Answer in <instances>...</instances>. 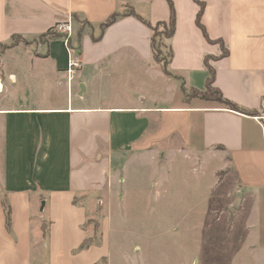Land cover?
Segmentation results:
<instances>
[{
    "label": "crops",
    "instance_id": "1",
    "mask_svg": "<svg viewBox=\"0 0 264 264\" xmlns=\"http://www.w3.org/2000/svg\"><path fill=\"white\" fill-rule=\"evenodd\" d=\"M170 1L175 27L167 44L176 84L154 61L146 24L169 21L166 0H0V45L13 37L28 42L0 53V264H264V0H197L200 27L195 0ZM126 11L135 16L92 40L100 23ZM69 18L89 26L73 38L81 67L70 85L53 33ZM210 70L222 96L253 115L187 98L182 88L205 90ZM154 83L163 90L157 97ZM174 145L200 163L221 162L215 191L225 194L228 208L237 200L240 214L230 221L232 234L207 241L206 253H191L190 263H166L163 253L154 258L138 240L114 253L109 211L117 163ZM225 164L230 175L220 177ZM233 191L238 195L230 198ZM103 196L101 243L78 251L87 203ZM144 223L143 216L129 220L128 233L147 240Z\"/></svg>",
    "mask_w": 264,
    "mask_h": 264
},
{
    "label": "rangeland",
    "instance_id": "2",
    "mask_svg": "<svg viewBox=\"0 0 264 264\" xmlns=\"http://www.w3.org/2000/svg\"><path fill=\"white\" fill-rule=\"evenodd\" d=\"M141 12L143 14L142 10ZM73 28L75 35L79 30H89V26L78 19L73 21ZM168 30V25L158 26L156 33L163 35L161 50L167 81L169 77L173 78L172 81H178L167 65L168 39L165 37ZM95 32L98 33V30ZM14 42L28 44L19 38L14 39ZM159 67L162 70V66ZM151 87H154L151 95L155 97L163 91L158 83L152 84ZM182 90L186 96L192 94L190 90ZM167 95L168 91L165 93V96ZM122 162L124 161L116 165L119 185H114L117 193L114 195L115 203H112L111 213L109 211L114 253L120 252L121 248L128 252L130 245L138 240V244L146 245L147 253H156L152 255L154 258H158L157 253H163L166 263L179 262L182 259L190 263V258H193L190 257L191 253H198L199 256L206 253L207 241L221 234L225 237L227 233L232 234V230L227 231L230 221L237 219L240 214L237 200L234 206L228 208V204L223 200L225 194L215 191L214 182L218 176L217 173L215 175V170L221 165L219 159L200 163L187 157L185 153L177 152V146L174 145L171 151L163 154L151 153L148 158L134 157L127 163ZM219 175H230L226 164ZM150 189L152 190L149 191ZM120 193L123 194V200H120ZM237 195L238 192L233 191L229 197ZM96 200L93 197L87 203L88 216L95 217V220H92L94 224L88 228L89 231H92V226L94 228L99 224L108 212L107 197L103 196L102 201L99 200L98 203ZM141 216L145 219L144 235L148 237L145 241H141L135 234L130 235L127 229L129 220L136 222Z\"/></svg>",
    "mask_w": 264,
    "mask_h": 264
},
{
    "label": "trees",
    "instance_id": "3",
    "mask_svg": "<svg viewBox=\"0 0 264 264\" xmlns=\"http://www.w3.org/2000/svg\"><path fill=\"white\" fill-rule=\"evenodd\" d=\"M166 1L168 2L169 8H170L169 21L167 23L159 22L154 26H150L148 23L145 22L150 27V29L152 31L151 41H150L152 57L156 63H158L159 65L162 66L161 68H162V71L165 75H166L167 71L165 69V64H163L164 58H163V53L161 50V47H162L161 37H163V35L157 34L156 32H157L158 26L165 27L166 25H168V27H169V30L167 32V36L165 37L166 39H170L173 35V32H174L175 16H174L173 7H172L170 0H166ZM195 1L197 2L198 6H199V10L197 13V18H196V23L200 27L201 25H200L199 20H200V16L202 14V11H203V4L198 2L197 0H195ZM125 16H135V15L132 11H126V12H122V13H113L103 23H100L97 26L98 35L96 37H92V40L93 41L99 40L102 33L104 32V30L107 27H109L110 25L115 23L117 20H119L120 18H123ZM81 32H82V30H79L76 33V35L80 36ZM14 39H18V38L13 37V41L10 45H0V53L3 52L4 50L10 48L11 46H14L15 44H17L16 42H14ZM226 53L227 52L225 51L223 53V55H226ZM171 57H172V51H171V48L168 46L167 47V65H169ZM213 80H214V71L210 70L209 71V77L206 80L205 90L200 91V90H196V89H190L192 94L190 96H187V98H199V99L205 100V101L218 102L231 111L239 112V113L246 114V115H253L254 114L253 112H248V111L242 109L241 107L237 106L236 104L230 102L229 100L225 99L222 96L221 92L216 87L213 86ZM78 203H79V199L75 198L73 200V204H78ZM1 204L3 207V211H4V216H5V228L7 231H10V209H9L4 198L1 199ZM98 210L99 209H97V211ZM94 218L95 217L92 218V217L87 216L86 223L83 226V230L87 233V235H86L84 241L82 242V244L80 245V247L78 248V251L88 249L91 246L99 245L101 243L100 223L95 225L94 228L92 226V231H89V229H88L89 226L95 220ZM97 218H98V216H97ZM41 231H42L43 243L46 244L47 240H48V223L47 222H42Z\"/></svg>",
    "mask_w": 264,
    "mask_h": 264
},
{
    "label": "built area",
    "instance_id": "4",
    "mask_svg": "<svg viewBox=\"0 0 264 264\" xmlns=\"http://www.w3.org/2000/svg\"><path fill=\"white\" fill-rule=\"evenodd\" d=\"M53 33L59 37L65 51L66 67L64 73L67 77V83L70 85L75 72L81 67L79 50L72 44L75 37L72 19L69 18L65 22L56 24L53 27Z\"/></svg>",
    "mask_w": 264,
    "mask_h": 264
},
{
    "label": "water",
    "instance_id": "5",
    "mask_svg": "<svg viewBox=\"0 0 264 264\" xmlns=\"http://www.w3.org/2000/svg\"><path fill=\"white\" fill-rule=\"evenodd\" d=\"M42 206H43V204H42Z\"/></svg>",
    "mask_w": 264,
    "mask_h": 264
}]
</instances>
